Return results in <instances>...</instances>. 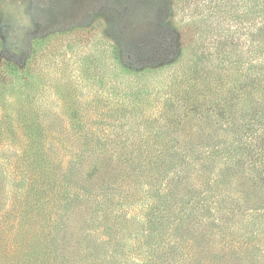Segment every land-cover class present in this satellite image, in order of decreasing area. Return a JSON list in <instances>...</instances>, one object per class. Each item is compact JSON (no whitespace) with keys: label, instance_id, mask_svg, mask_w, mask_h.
<instances>
[{"label":"trees","instance_id":"16d2710c","mask_svg":"<svg viewBox=\"0 0 264 264\" xmlns=\"http://www.w3.org/2000/svg\"><path fill=\"white\" fill-rule=\"evenodd\" d=\"M246 25L123 87L124 148L38 114L18 119L22 148L2 112L0 264H264V0Z\"/></svg>","mask_w":264,"mask_h":264},{"label":"rangeland","instance_id":"374dc122","mask_svg":"<svg viewBox=\"0 0 264 264\" xmlns=\"http://www.w3.org/2000/svg\"><path fill=\"white\" fill-rule=\"evenodd\" d=\"M31 1L0 0V114L22 148L31 143L20 137L24 114H38L55 136L81 129L102 147L124 148L120 135L132 124L122 130L113 105L123 87H152L169 72L153 67L180 57L190 70L202 38L247 31V0H59V10L44 13ZM124 53L143 76L124 67Z\"/></svg>","mask_w":264,"mask_h":264},{"label":"flooded vegetation","instance_id":"af4514ba","mask_svg":"<svg viewBox=\"0 0 264 264\" xmlns=\"http://www.w3.org/2000/svg\"><path fill=\"white\" fill-rule=\"evenodd\" d=\"M31 2L35 4L41 13L47 10L56 11L60 6L59 0H32Z\"/></svg>","mask_w":264,"mask_h":264}]
</instances>
